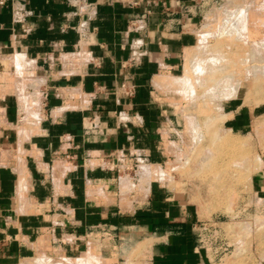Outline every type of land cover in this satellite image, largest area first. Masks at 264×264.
I'll return each mask as SVG.
<instances>
[{
	"label": "crops",
	"instance_id": "obj_1",
	"mask_svg": "<svg viewBox=\"0 0 264 264\" xmlns=\"http://www.w3.org/2000/svg\"><path fill=\"white\" fill-rule=\"evenodd\" d=\"M136 1L0 0V71L13 72L10 58L22 56L41 95L36 124L16 133L25 117L18 96L0 97V148L24 152L20 165L0 155V264L25 258L39 238L70 254L98 247L116 260L148 240L150 264H188L197 253L186 204L149 179L143 201L122 206L127 176L115 166L170 164L171 137L180 134L161 90L197 42L204 4ZM18 134H29L21 145Z\"/></svg>",
	"mask_w": 264,
	"mask_h": 264
},
{
	"label": "rangeland",
	"instance_id": "obj_2",
	"mask_svg": "<svg viewBox=\"0 0 264 264\" xmlns=\"http://www.w3.org/2000/svg\"><path fill=\"white\" fill-rule=\"evenodd\" d=\"M201 1L204 7L196 32L197 42L186 51L182 70L177 75L170 77L169 80H165L161 90L164 104L168 106L169 112L172 114V121L175 125H178L180 138L178 140V138L172 136L171 138L176 141V144L173 142L169 144L174 148L176 147V150L170 157V164L163 168L164 170L158 167L152 170H147V167H140L141 172H136V169H134L116 173L118 176H127L128 180L136 177L135 174L139 176L138 183L131 184L127 179L121 181L120 189L125 196L121 200V205H128V203L135 200L139 203L142 202V198H145L146 180H154L151 185L159 188V190L164 189L174 193L177 198L181 199L180 202L186 204L189 208L187 218L194 220L189 229V234L195 237L198 244L197 253L192 255L189 261L187 260L188 264H198L199 261H201L200 264H264V72H260L264 71V57H262L264 56V48H262L263 44L260 45L261 47L256 46V43L264 42V0ZM239 9V13H242V10L246 11V16L239 25L241 30L233 37L229 35L226 37L225 33L228 31L220 30L219 27L222 28L224 19L230 17L229 15L232 12ZM221 31L222 35L225 34L224 38L217 35ZM241 31L243 34L245 31L246 43ZM208 33L210 35H207ZM213 33L217 34L214 35ZM239 34L241 38L243 37V43L242 39L239 38ZM201 40H204V42H201ZM244 43L249 44L244 45ZM254 46H256V50L252 51L255 48ZM197 48H201L203 53ZM257 48L258 54L263 52V55L260 54L262 56L256 55ZM249 51L253 54L256 53L255 58H249L248 61L245 57H250L251 53ZM195 54L200 59L216 56V59L219 58L220 62L214 63V67L224 65L228 67L227 62L229 67L226 68L227 71L223 68L221 71L219 69L214 73L206 72L212 80L206 73L202 75L198 73L196 78L200 79L198 81L203 82V84H200L194 79V73L192 74V71H190L192 70L190 60H199ZM257 56L262 58L259 59ZM14 57L16 56H12L9 61L13 72L7 74L0 71V97L10 95L16 100L17 94L13 87L14 80L17 79L13 67ZM206 63L205 61L203 64ZM203 64L201 65L203 66ZM29 68L24 74L25 77L37 78L32 74L34 66H29ZM213 75H216L215 78ZM219 75L220 77H218ZM186 76L191 79L193 77V86H190L188 81L184 80ZM221 76H224L223 78L230 77L233 86L228 85L230 88L222 87L223 84H227V81H222L224 79L221 80L222 83L220 80L217 81ZM208 81L211 87L208 86ZM236 83L238 84L236 85ZM36 86L35 88L34 86L29 87L30 89L28 88L27 91L33 95L35 90L37 92L39 90V86ZM185 87H187V90L184 89ZM191 87H195V89L192 90ZM214 89L216 90L214 91ZM221 89L223 92L220 93ZM227 94H229V97L231 94L236 97L233 98L232 95L229 99H226L225 95L227 96ZM204 98L205 102L207 100V104L203 102ZM218 100H220V104L217 103ZM203 104L206 107L208 105L210 108L205 110L204 107L205 109L201 108L204 111L200 110L201 105L204 106ZM218 109L221 110L218 111ZM21 112L23 116L24 112L22 110ZM1 116L0 109V128L3 127ZM194 121L199 122V124ZM205 121L210 122H208V126H206L208 123L206 124ZM22 126L23 120L20 118L19 122L15 123L12 128L16 133V128ZM200 129L202 132H200ZM193 130H196L195 133ZM191 132L201 134H199L200 136L195 135L197 137H190ZM194 134L191 135L194 136ZM18 136V144L21 145L29 134L23 136L24 138L19 134ZM191 138H194V141ZM196 138L201 140H196ZM197 141L199 142L197 143ZM6 149L1 147L0 155H3L4 159L7 155H10L13 163L20 165L24 159L21 154L24 152L21 150L8 151ZM5 161L0 162V165L6 163ZM117 186L118 183L115 184V187ZM108 187L111 186L105 184V190H108ZM112 188L111 190H113ZM150 244V241L142 239L128 255L123 259L116 260L114 255L101 254L98 247L91 246L85 252L70 254L65 253L57 245L54 246L53 243L48 241V238H39L31 245L30 254L25 258H20L14 264H31L36 257L37 259L47 260L45 264H51V261H53V264L59 261L64 264H72L68 260L81 258L82 256L87 259L89 257L94 258L95 263L92 262L91 264H150L151 261L146 258V251L151 246ZM95 257L101 261L96 260Z\"/></svg>",
	"mask_w": 264,
	"mask_h": 264
},
{
	"label": "bare ground",
	"instance_id": "obj_3",
	"mask_svg": "<svg viewBox=\"0 0 264 264\" xmlns=\"http://www.w3.org/2000/svg\"><path fill=\"white\" fill-rule=\"evenodd\" d=\"M247 7V6H246ZM249 7V6H248ZM244 9V8H243ZM247 9H249V8H247ZM245 10H246V8H245ZM243 11L242 10V13H239L240 12V9L239 10H237V11H234V12H232V14H230L229 16L230 17H228V18H226V19H224V25H222V28L221 27H219V29L220 30H225V32H226V30L228 31L227 33H225L224 31H223V34L225 33L226 34V37H228L227 35H229V36H231V37H233V36H235V35H237L238 33H239V31L241 30L240 29V23H241V21L242 20H244V18H245V16H246V11ZM231 13V12H230ZM256 15V14H255ZM254 15V16H255ZM259 18V17H258ZM256 20V19H255ZM260 22V21H259ZM222 23V24H223ZM254 23V22H253ZM244 26V25H243ZM242 26V27H243ZM245 27V26H244ZM249 27V26H248ZM245 29V28H244ZM247 29V28H246ZM219 30V31H220ZM217 33H219V32H217ZM216 33V34H217ZM222 33V31L220 32V34H217V35H221L220 37H223L224 35H222L221 34ZM241 35L245 38V36L246 35H244L245 34V31H244V34H243V32L241 31ZM205 34H206V32H205ZM212 34V33H211ZM214 34V33H213ZM216 34H214V35H216ZM207 35H210V33H208ZM213 35V36H214ZM239 36H240V34H239ZM239 36H237V37H239ZM207 37V36H206ZM216 38L218 37V36H215ZM219 37V38H220ZM231 37H229V38H231ZM243 37L241 38V36L239 37L240 39H242V43L245 41V43H246V38H245V40L243 41ZM205 38V37H204ZM218 38V39H219ZM224 38V37H223ZM239 39V40H240ZM238 40V39H237ZM204 42V40H201V42ZM234 41H236V40H234ZM241 41V40H240ZM200 42V43H201ZM239 42V41H238ZM262 42V43H261ZM259 44L258 43H256L257 45L256 46H260V45H262L263 44V47L262 48H264V42L263 41H261ZM241 43V42H240ZM244 43V45H247V44H249V43H247V44H245ZM200 45V44H199ZM202 46V45H201ZM200 46V47H201ZM207 46V45H206ZM256 46H254L253 48L254 49H252V51L253 50H256ZM261 47V46H260ZM199 48V47H198ZM197 48V49H198ZM205 48V47H204ZM259 48V47H258ZM258 48H257V53H256V55H260V54H262L260 51V53L258 54ZM203 49V48H202ZM198 50H201V48L200 49H198ZM198 50H197V52H198ZM205 50H206V48H205ZM259 50H261V48H259ZM202 52L201 53H203V50H201ZM250 52V51H249ZM199 53V52H198ZM251 54H250V57L249 56H246L245 57V59H247L248 61H249V58H252V59H254L255 58V53L253 54V52H250ZM224 55V54H223ZM263 55V54H262ZM262 55H260V56H262ZM189 56V55H188ZM194 56V55H193ZM195 56H197V58L199 57L198 55H196L195 54ZM209 56V55H208ZM223 57V56H222ZM248 57V58H247ZM257 57H259V56H257ZM262 57H264V56H262ZM261 57V58H262ZM194 58V57H193ZM204 58H206V57H204ZM221 58V57H220ZM225 58V57H224ZM260 57H259V59H261ZM188 59V58H187ZM199 60H195V59H192V60H190L191 61V63H192V70H190V71H192V74L194 73V75H195V78L194 79H196V81L197 82H200V84H203V82H201V81H198V80H200V79H198V78H196V75H198V73L199 74H205L206 72L208 73V72H211V73H214V72H216L217 70H219L220 69V71H221V69H223V68H225V70L227 71V69H228V67H229V63L227 62V64H228V67H227V65H224V66H213V64L214 63H216L217 61H219V58H217L216 59V56H211V57H209V58H206V59H203V58H198ZM203 60H205L207 63L204 65L203 63H205V61L204 62H202ZM222 60V59H221ZM246 61V60H245ZM220 62V61H219ZM244 62V61H243ZM222 63V62H221ZM201 64H203V66L201 65ZM224 64V63H223ZM191 64L189 63V66H190ZM199 65H201V66H199ZM218 65V64H217ZM221 65V64H220ZM188 66V67H189ZM13 67H14V71H16V76H17V79L15 78V83H14V88H15V90H16V94H17V96H18V100H19V104H20V108H21V110L24 112V115H25V117H24V119H23V123L25 124V125H29V126H32V124L33 123H35L36 124V120H38L39 118H37V113H38V110H39V105H40V102H41V95L35 90V89H33V90H35L34 92H33V95H31L28 91H27V89L29 88V87H31V86H34V88L36 87L35 85H34V81L36 80V79H32V78H28V77H25V71H26V69H27V67H28V61L27 60H25L22 56H16L15 58H14V60H13ZM191 67V66H190ZM222 67V68H221ZM227 68V69H226ZM261 69H263L262 67H261ZM253 70H254V67H253ZM223 71V70H222ZM256 72H257V70H255ZM219 72V71H218ZM223 72H225V71H223ZM259 72V71H258ZM260 72H264L263 70L262 71H260ZM206 73V75L207 76H209L210 77V75H208ZM210 73V74H211ZM222 73V72H221ZM233 73V72H232ZM215 74H217V73H215ZM219 74V73H218ZM217 74V75H218ZM222 74H224V73H222ZM189 75V74H188ZM212 75V74H211ZM221 75V74H220ZM220 75L218 76V77H220ZM233 77H234V75L233 74H231ZM200 76V75H199ZM214 76V78H215V76L216 75H213ZM213 76H212V78H213ZM229 76V75H228ZM201 77V76H200ZM224 77V76H223ZM222 76H221V78L220 79H217V81L218 80H222V79H224V80H222V81H227V84H223L222 85V87L223 86H226V87H228V85L231 87V86H233V83H232V81H231V78L230 77H226V78H223ZM232 77V78H233ZM205 78H207L206 76H205ZM217 78V77H216ZM192 79H193V77H192ZM192 79L188 76H186L185 77V81H188V83H189V85L190 86H193V82H192ZM193 79V80H194ZM207 79H209V78H207ZM210 79H211V77H210ZM204 80V79H203ZM212 80V79H211ZM219 81V82H220ZM222 81H221V83H222ZM235 81V80H234ZM237 81V80H236ZM205 82H207V81H205ZM205 82H204V84H205ZM214 82V81H213ZM239 83V82H238ZM238 83H236V85L238 84ZM207 85V84H206ZM205 85V86H206ZM209 85H211V84H209V81H208V86ZM239 85H240V83H239ZM219 86H221V85H219ZM207 87V86H206ZM209 87H211V86H209ZM230 87H228V88H230ZM192 88V90H194L195 89V87H191ZM194 88V89H193ZM212 88H213V85H212ZM215 88V87H214ZM235 89H236V87H234ZM30 89V88H29ZM184 89H186L187 90V87H185ZM189 89V88H188ZM202 89V88H201ZM207 89V88H206ZM208 89H210V88H208ZM217 89V88H216ZM216 89H214V91L216 90ZM227 89V88H226ZM203 90V89H202ZM219 90V89H218ZM222 90V89H221ZM227 90H229V89H227ZM234 90V89H233ZM237 90V89H236ZM236 90H234V91H236ZM205 91V90H204ZM233 91V92H234ZM220 93L221 92H223V90L222 91H219ZM227 92V91H226ZM192 93L194 94V92L192 91ZM196 93V92H195ZM202 93H204L203 91H202ZM200 94V93H199ZM209 94V93H208ZM212 94H214V93H212ZM187 95V94H186ZM196 96H197V94H195ZM200 95H202V94H200ZM199 95V96H200ZM233 94H231L230 95V97L232 96ZM234 95H235V93H234ZM234 95L232 96L233 98H235L234 97ZM30 96H32L31 98H30ZM192 96H194V95H192ZM198 97V96H197ZM197 97H195L196 99H197ZM206 97H207V95H206ZM213 97V96H212ZM225 97H226V99L228 98H230L229 97V94H227V96L225 95ZM211 98V97H210ZM219 99V98H218ZM220 99H222L221 97H220ZM225 99V98H224ZM199 100V99H198ZM205 100V98L203 99V102H205L204 101ZM211 100V99H210ZM215 100H217V99H215ZM196 101V100H195ZM214 101V100H213ZM220 100H218L217 101V103L219 102ZM225 101V100H224ZM202 102V103H203ZM206 102H207V100H206ZM205 102V103H206ZM208 103V102H207ZM206 103V104H207ZM215 103V102H214ZM212 104V103H211ZM219 104H220V102H219ZM204 106H202L201 105V107H200V110H203L204 111V109L205 110H207V108H210V107H208V105H207V107L205 106V104H203ZM214 105V104H213ZM216 106L218 105V104H215ZM211 106V105H210ZM219 106V105H218ZM205 107V108H204ZM196 108V107H195ZM201 108H204V109H201ZM212 108V107H211ZM215 108H217V107H215ZM220 108V107H219ZM214 109V108H213ZM221 110V109H220ZM219 109H218V111H220ZM185 111V110H184ZM217 111V112H218ZM195 118V117H194ZM198 119V118H197ZM212 118L210 117V120H211ZM189 121V120H188ZM197 121V120H196ZM196 121H194L196 124L198 123L199 124V122H196ZM206 122V121H205ZM209 122V121H208ZM208 122H206V124L208 123ZM189 123V122H188ZM187 123V124H188ZM210 123V122H209ZM209 123L206 125V124H204V125H206V126H208L209 125ZM212 123V122H211ZM192 124H193V121H192ZM195 124V125H196ZM194 125V124H193ZM192 126V125H191ZM200 126V125H199ZM197 127V126H196ZM196 127H194V128H196ZM189 128V127H188ZM201 128V127H200ZM197 129H198V127H197ZM201 130V129H200ZM19 131H21V129L19 130ZM190 131H192V130H190ZM190 131H188V132H190ZM195 131L196 130H193V132L195 133ZM200 132H202V130L200 131ZM194 133H192L191 132V134L193 135ZM20 134H22V131H21V133ZM189 134V133H188ZM189 135L190 137H197L199 134H201V133H199V134H194V136H192V135ZM195 135H197V136H195ZM22 136V135H21ZM200 136V135H199ZM200 138H202V137H200ZM200 138H196V140H198V139H200ZM192 139V138H191ZM201 140V139H200ZM192 141H194V138L192 139ZM199 141H197V143H198ZM195 144H197L196 142H194ZM185 162V161H184ZM159 170V169H158ZM19 173H20V175L22 174V172H25V169H24V167H22V166H20L19 167ZM161 173V172H160ZM164 174V173H163ZM162 174V175H163ZM164 176V175H163ZM22 180V179H21ZM160 180V179H159ZM27 184V183H26ZM26 186H25V184H23V185H21L20 186V189L18 190V193H19V195H20V201H27V198H25V195H26ZM89 255H92V254H89ZM89 255H88V257H89ZM94 257V256H93ZM44 258V257H43ZM92 258V257H91ZM90 257H89V259H87V258H83V256L80 258V257H78V258H75V259H73V260H68V262H70V263H72V264H91L92 262L93 263H95V260H93V259H91ZM35 259V258H34ZM36 259H37V257H36ZM35 259V261L34 262H32L33 264H45L46 263V261L45 260H43V259H37L36 260ZM95 259H96V257H95ZM96 260H98V259H96ZM51 261V260H50ZM50 261H48V262H50ZM98 261H101L100 259L98 260ZM53 261H51V264H53L52 263ZM31 263V264H32ZM55 263V262H54ZM98 263V262H97ZM56 264H64V263H62V262H57Z\"/></svg>",
	"mask_w": 264,
	"mask_h": 264
},
{
	"label": "built area",
	"instance_id": "obj_4",
	"mask_svg": "<svg viewBox=\"0 0 264 264\" xmlns=\"http://www.w3.org/2000/svg\"><path fill=\"white\" fill-rule=\"evenodd\" d=\"M126 2L131 6H137L138 2L136 0H126ZM89 128H94V125H90ZM137 169L136 163H129L123 159L119 160V165L115 166L116 173H121L122 171H132Z\"/></svg>",
	"mask_w": 264,
	"mask_h": 264
}]
</instances>
